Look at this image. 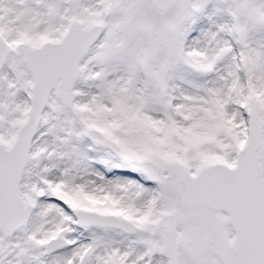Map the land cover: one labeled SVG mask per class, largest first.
I'll use <instances>...</instances> for the list:
<instances>
[{
    "label": "snow or ice",
    "instance_id": "snow-or-ice-1",
    "mask_svg": "<svg viewBox=\"0 0 264 264\" xmlns=\"http://www.w3.org/2000/svg\"><path fill=\"white\" fill-rule=\"evenodd\" d=\"M0 264H264V0H0Z\"/></svg>",
    "mask_w": 264,
    "mask_h": 264
}]
</instances>
